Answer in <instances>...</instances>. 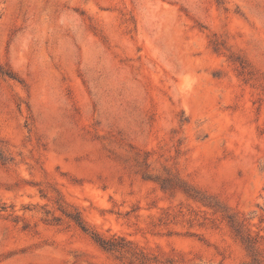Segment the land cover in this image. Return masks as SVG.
Segmentation results:
<instances>
[{
  "label": "rangeland",
  "instance_id": "374dc122",
  "mask_svg": "<svg viewBox=\"0 0 264 264\" xmlns=\"http://www.w3.org/2000/svg\"><path fill=\"white\" fill-rule=\"evenodd\" d=\"M0 264H264V0H0Z\"/></svg>",
  "mask_w": 264,
  "mask_h": 264
},
{
  "label": "trees",
  "instance_id": "16d2710c",
  "mask_svg": "<svg viewBox=\"0 0 264 264\" xmlns=\"http://www.w3.org/2000/svg\"><path fill=\"white\" fill-rule=\"evenodd\" d=\"M76 221L78 222L79 225L85 228V225L80 217L76 218ZM97 238L104 247L111 248V246L114 245V242L112 240H107L99 236Z\"/></svg>",
  "mask_w": 264,
  "mask_h": 264
}]
</instances>
